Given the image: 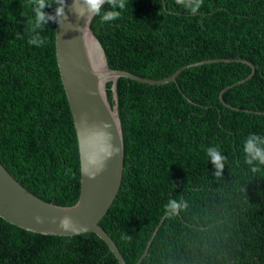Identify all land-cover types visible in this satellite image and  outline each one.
Returning <instances> with one entry per match:
<instances>
[{
	"label": "trees",
	"instance_id": "1",
	"mask_svg": "<svg viewBox=\"0 0 264 264\" xmlns=\"http://www.w3.org/2000/svg\"><path fill=\"white\" fill-rule=\"evenodd\" d=\"M119 11L90 23L112 68L161 79L187 63L241 57L255 73L222 94L241 110L219 93L249 75L244 62L190 66L163 84L119 77L124 169L100 225L127 264L146 248L140 264H264V165L246 164L243 152L250 134L264 137V0H203L195 15L176 0H126ZM33 18L30 0H0V162L63 204L80 185L77 138L54 64L55 23L33 33ZM32 35L43 45H29ZM210 147L227 157L220 176ZM171 199L182 205L176 214L165 208ZM0 264L119 263L93 232L40 234L0 217Z\"/></svg>",
	"mask_w": 264,
	"mask_h": 264
},
{
	"label": "water",
	"instance_id": "2",
	"mask_svg": "<svg viewBox=\"0 0 264 264\" xmlns=\"http://www.w3.org/2000/svg\"><path fill=\"white\" fill-rule=\"evenodd\" d=\"M71 3L72 0H68V4ZM66 12L68 20L65 25L55 24L52 50L56 72L75 127L80 185L74 187L66 203L53 204L30 192L0 162V217L40 234L70 236L93 232L107 244L119 264H127L114 240L100 225L117 195L124 169L123 135L117 111V79L128 77L150 84H163L176 82V76L190 66L240 61L251 67L249 75L222 89L219 99L223 104L241 110L227 104L222 94L226 89L251 78L255 73V65L241 57L211 58L187 63L165 78H147L125 69L110 67L104 49L90 27L93 16L77 20L67 8ZM37 215L45 218L44 223L36 222ZM65 216L72 218L76 230L65 231L59 227L60 219ZM147 252L146 248L135 264H140Z\"/></svg>",
	"mask_w": 264,
	"mask_h": 264
},
{
	"label": "clouds",
	"instance_id": "3",
	"mask_svg": "<svg viewBox=\"0 0 264 264\" xmlns=\"http://www.w3.org/2000/svg\"><path fill=\"white\" fill-rule=\"evenodd\" d=\"M30 2L33 5L34 18L29 21V24L33 33H36L38 29H42L49 23L64 26L68 20L66 8L76 16L77 20H86L91 16H100L102 22H111L119 19V10H123L126 7V0H72L71 5L68 4V0H53L51 3L49 0H30ZM106 3L110 5L111 10L102 12L103 6ZM176 3L183 6L192 15H195L202 6L203 0H176ZM48 7L53 8V11H45ZM19 38H23V35L20 34ZM43 43L44 40L39 35H32L28 39L29 45L39 47ZM243 152L246 164L254 165L255 162H258L264 165V137L255 133L250 134L244 142ZM206 155L210 157V162L214 165V175H222L227 157L222 155L217 147L208 148ZM256 170V167L253 166L252 171L255 172ZM92 175L94 177V174ZM181 207L182 205L175 199L169 200L165 206L166 210L172 214L178 213ZM35 220L37 223H44L45 218L37 215ZM59 227L65 231L76 230L75 223L68 216L60 219Z\"/></svg>",
	"mask_w": 264,
	"mask_h": 264
}]
</instances>
